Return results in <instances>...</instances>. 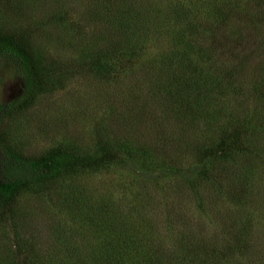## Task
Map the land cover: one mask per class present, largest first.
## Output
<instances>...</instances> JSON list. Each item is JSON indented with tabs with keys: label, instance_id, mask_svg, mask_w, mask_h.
<instances>
[{
	"label": "rangeland",
	"instance_id": "obj_1",
	"mask_svg": "<svg viewBox=\"0 0 264 264\" xmlns=\"http://www.w3.org/2000/svg\"><path fill=\"white\" fill-rule=\"evenodd\" d=\"M207 1L0 0V32L25 45L43 79L55 81L6 115L0 131L10 147L26 156L56 149H74L79 156L78 165L55 181L37 183L34 193H18L15 203L21 204L25 218L22 213L0 214V264H30V255L35 264L77 263L81 244L99 240L83 220L88 210L98 212L95 204L105 205L104 213L122 211L124 220L140 229L139 239L149 248L124 253L143 256L154 247L164 254L187 252L192 245L217 251L231 247L226 264H264V136L254 149L240 141L242 134H264V0H222L219 6L226 12L221 17L207 13ZM107 14L113 27L106 23ZM191 16L193 23L197 19L211 31L200 36L193 30L199 35L193 49L199 45L211 52L204 65L222 63L229 71H241V94L225 82L210 92L221 102L209 114L215 115L214 128L206 115L187 122L188 113H168L174 109L171 104L150 97L162 85L174 84L157 76L159 65L162 56L181 48L178 24ZM116 20L133 28V55H126L127 69L115 67L101 75L86 61L93 45L115 42ZM191 58L186 73L205 59L196 52ZM19 88L18 81L5 77L0 101L17 97ZM218 134L227 136L225 160L211 163V175H198L212 141L207 136L220 138ZM104 140L109 157L99 150ZM137 141L152 148L147 159L155 163L151 167L135 162L130 145ZM173 165L174 170H166ZM244 180L247 185H242ZM64 244L80 250L69 255ZM176 255L178 261L184 257ZM189 256L194 261L182 264H199Z\"/></svg>",
	"mask_w": 264,
	"mask_h": 264
},
{
	"label": "trees",
	"instance_id": "obj_2",
	"mask_svg": "<svg viewBox=\"0 0 264 264\" xmlns=\"http://www.w3.org/2000/svg\"><path fill=\"white\" fill-rule=\"evenodd\" d=\"M220 1L222 0H209L205 2L206 5H204L207 13L210 11L211 15L217 14V17H221L226 11L224 8L220 7ZM105 19L107 25L113 27V19H111L110 15L106 16ZM192 19H194L193 16H191L190 21L182 25L178 24L179 35L177 38L178 40L179 38L182 40L181 48L178 49L177 47L176 50H172L168 55L166 54L161 57L159 68L162 70H159L160 73L157 76L162 77L164 82H170V80L173 79L171 82L174 84L170 86H168V84L162 85V89L160 88L157 91L150 92L152 93L150 97L155 102H163L168 105L171 104L174 109H171L172 112L170 109L166 110L168 113L179 115L188 113L187 122L196 120L199 115H206L208 117L206 122L214 128L217 126L214 120L215 115L210 117L209 114H211L212 105L221 102L214 94H210V92L215 86H218L221 82H225L234 94H241L239 90V88H242V81L239 76L241 71L239 68L229 71L222 63L217 65L212 64L210 66L204 65V61L211 55V52L208 49H202L199 45H197L196 49H193V42L197 40L196 37L209 31L207 28L199 25L200 23L197 24V19L194 23ZM177 23H179V21H177ZM114 28H116L115 42H99L98 45H93L91 47L92 51L86 61L93 71L100 72L101 75L102 73L107 74L112 72L115 67L119 68L122 66L124 69L127 66L126 55L128 53L133 55V28L131 30L122 20H116ZM194 29H196L199 35L193 31ZM191 52H196L198 57L205 59L201 61L203 65L193 64L192 70L186 73L187 68L192 64ZM37 65V60L31 57L25 45L18 43L15 38L6 36V34L0 32V85L3 83L5 77L9 76L14 81H18L20 87V92L17 97H13L8 101H0V124L6 115L12 114L16 109L23 108L39 87H47L49 83L55 82L48 78L44 80L41 75V70ZM125 69H127V67ZM156 84L161 85V83ZM178 85L181 87L182 93L178 91ZM260 91H262V98H264V79ZM178 100L180 101L178 102ZM137 103L139 105L144 104L140 101ZM181 103L186 106L183 108L184 110H179L178 106H180ZM189 110L192 111L189 112ZM220 111L221 114H227L226 110H223V108H220ZM259 131L260 130L253 134H242L243 139L240 140L241 143H243V145L245 144L247 147L256 148L259 144V139L264 136V134L258 133ZM261 131H264V129H261ZM218 136L220 138L210 135L207 136L212 139V141L209 142L211 145L205 147L207 152L204 155L205 159L200 163L201 173L198 175H211L215 171L214 165L211 167V163L216 162L217 164H221L223 160H225L228 143L223 141V139H227V136L226 134H224L223 138L221 134H218ZM228 136L231 137L232 135L229 134ZM236 136L239 135L236 133ZM105 142L107 143L106 140L100 142L99 150L101 155L106 156L110 147L103 144ZM130 147L135 152L134 159L139 167H146L145 165L151 167L152 164H155L151 159L147 160L152 155V148L138 141L137 144L132 143ZM121 148L126 149L122 145ZM72 151L68 149H56L46 155H40L38 157L26 156L10 147L6 142L3 132L0 131V214L7 213V215L15 216V214L19 215L22 213L25 218L23 207L21 204L18 206V203H15L18 193L23 190L29 193L28 191H30V189H32L33 192H31L34 193V190H38V188L35 187L37 183H50L55 181L61 172L67 169L73 170L74 166L78 165L75 159H78L79 156L76 155L74 149ZM196 151L197 149H195V152ZM241 159L242 156L240 155L239 160ZM149 163L152 164L149 165ZM175 166H170L166 170L172 171L175 169ZM215 174H220L217 169ZM241 174L242 176L244 175V173ZM189 180L190 181L187 180L189 183L193 181L192 178ZM246 181L247 180H244L242 185H247ZM15 204H17L16 207ZM75 204L77 203L75 202ZM94 204L92 206L94 207L97 205L99 209L98 212L91 211L92 209L88 210L87 214L84 213L86 216L83 220L85 219L84 221L90 224L89 231L96 234V236L93 237L99 240H88L85 244L83 242L81 244L83 245V252L77 255L76 259L79 260L76 261L77 263L73 264H182L185 261H194L191 260L189 255L195 256V260L199 264H226L229 262V260L225 261V259H228L231 247L220 248L217 251L213 249L210 250L202 245L200 248L198 245H192L191 249L187 252H185L186 249H181L179 251H169L167 254L161 253L154 247L152 251L145 252L146 254L143 256L124 253V251L127 250L140 251L143 248H149L145 246L147 242L144 243L143 240L139 239L140 235L138 231L140 229H134L133 222L130 224L124 220V216L121 215L122 211L116 212L112 210L110 214L104 213L105 205ZM66 205V203H63L65 209ZM69 208L71 211L72 208L70 206ZM9 219L10 218H8V220ZM102 221H104V223H102ZM139 227H141V225ZM57 231L64 234L63 230ZM64 246L69 255L73 254L76 256L75 252L80 250L75 244H64ZM19 249L21 252L25 251L24 247L22 249L19 246ZM95 250L98 252L95 253ZM26 252L27 251H25V255L28 256L30 253ZM176 253L184 255L181 261L176 260V258H178ZM26 259L30 264L37 263L36 260H34L35 258L31 255L26 257ZM187 264H194V262Z\"/></svg>",
	"mask_w": 264,
	"mask_h": 264
}]
</instances>
